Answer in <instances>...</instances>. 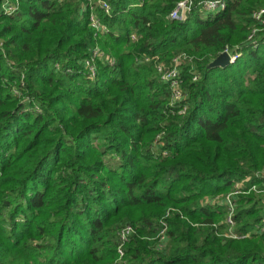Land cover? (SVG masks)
Here are the masks:
<instances>
[{"label": "trees", "instance_id": "obj_1", "mask_svg": "<svg viewBox=\"0 0 264 264\" xmlns=\"http://www.w3.org/2000/svg\"><path fill=\"white\" fill-rule=\"evenodd\" d=\"M4 1L0 264H264V191L234 198L237 238L204 200L244 179L264 190V31L246 45L264 0L206 17L193 0L184 22L169 19L182 0H104L96 36L87 0H9L10 16ZM234 46L238 60L208 69ZM95 47L113 62L96 60L90 79ZM182 55L185 99L172 104L156 65Z\"/></svg>", "mask_w": 264, "mask_h": 264}, {"label": "built area", "instance_id": "obj_2", "mask_svg": "<svg viewBox=\"0 0 264 264\" xmlns=\"http://www.w3.org/2000/svg\"><path fill=\"white\" fill-rule=\"evenodd\" d=\"M227 0H204L199 3V12L204 17L208 14L218 13L225 9ZM98 7L104 14L109 15L111 12L110 5L104 0H87V4L82 6V9L85 11L86 7L90 9L89 14V26L93 29L95 36L96 35H104L108 33V29L104 26L101 21L99 20L96 13H94L93 9L94 6ZM193 0H182L179 1L175 8L169 14V19L172 21L177 22H184L187 16V13L191 11L193 8ZM18 9L17 3H12L9 0H5L2 2V10L5 15H13ZM252 19L255 22V25L247 37L246 45L256 49L258 47V42L256 38L262 31H264V9L259 10L251 15ZM134 39L135 37L132 36ZM264 43V41H263ZM241 49L242 46H234V47H225V49L221 53H226L229 57V64H233L236 60L241 57ZM220 53V54H221ZM96 60H103L108 62L109 64L113 62V60L101 52L97 47L92 50L91 56L88 59L83 60V66L86 70L90 79L95 77L96 73ZM157 60V57H144L138 62L140 63H149L152 61ZM186 57L184 55L179 56L174 59L173 65L171 67H166L164 64L159 63L156 65V71L159 74L160 80L166 83L172 94L171 103H179L184 101L185 95L182 90V80L179 75L181 66L185 63ZM197 77L194 76L193 81H196ZM16 94V91H14ZM186 111V107L183 106L179 114H184ZM254 179L257 181H261L262 185L264 186V169L259 170ZM249 181V179H244L243 181L234 183V187L232 192L228 193L227 195L217 198L214 201L216 205H222L228 211V216L226 222L230 225V231L226 235L227 237L237 238L233 234V225L234 222L232 220V216L235 210L234 198L237 197L239 194H249L254 190L257 193H262L264 190H259L258 185H252L249 188H245V184ZM210 202V201H209ZM206 203V202H205ZM258 232L264 231V224L261 228L257 229ZM133 228L131 226L123 227L119 232V245L117 247L118 258L121 259L123 256V245L127 242L128 238L133 234Z\"/></svg>", "mask_w": 264, "mask_h": 264}, {"label": "water", "instance_id": "obj_3", "mask_svg": "<svg viewBox=\"0 0 264 264\" xmlns=\"http://www.w3.org/2000/svg\"><path fill=\"white\" fill-rule=\"evenodd\" d=\"M229 64V57L226 53L219 54L213 61L208 64V69H215V68H226Z\"/></svg>", "mask_w": 264, "mask_h": 264}, {"label": "rangeland", "instance_id": "obj_4", "mask_svg": "<svg viewBox=\"0 0 264 264\" xmlns=\"http://www.w3.org/2000/svg\"><path fill=\"white\" fill-rule=\"evenodd\" d=\"M262 9H264V7H260L259 9L254 10V11L252 12V14L255 13V12H257V11H259V10H262ZM99 48H100V47H99ZM100 51H101V50H100ZM87 59H88V58H87ZM238 182H240V181H238ZM233 187H234V185H233ZM233 187H232V189H231L228 193L232 192ZM252 192H254V190H253ZM228 193H226V195H227ZM254 193L259 194V193H257L256 191H255ZM239 195H247V194H239ZM259 195H260V194H259ZM223 196H225V194H222V195H219V196H216V197H211V198H208V197H207V198H205L204 200H205V202H206L207 204L215 205V204H214L215 199H217V198H221V197H223ZM209 201H210V202H209ZM246 236H248V235H246ZM122 258H123V257H122ZM119 260H120V259L118 258L117 261H119Z\"/></svg>", "mask_w": 264, "mask_h": 264}]
</instances>
